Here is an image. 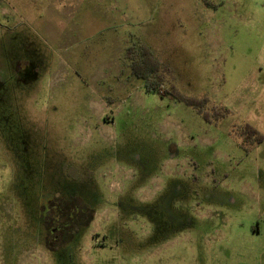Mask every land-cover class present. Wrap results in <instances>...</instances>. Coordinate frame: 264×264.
Wrapping results in <instances>:
<instances>
[{"label":"rangeland","instance_id":"374dc122","mask_svg":"<svg viewBox=\"0 0 264 264\" xmlns=\"http://www.w3.org/2000/svg\"><path fill=\"white\" fill-rule=\"evenodd\" d=\"M133 43L230 114L130 102ZM246 123L264 133V0H0V264H264V141L231 136ZM57 197L97 211L60 248Z\"/></svg>","mask_w":264,"mask_h":264},{"label":"trees","instance_id":"16d2710c","mask_svg":"<svg viewBox=\"0 0 264 264\" xmlns=\"http://www.w3.org/2000/svg\"><path fill=\"white\" fill-rule=\"evenodd\" d=\"M121 62L123 65L121 73L125 74L128 69L130 76L143 82L144 90L147 94H160L165 97H171L176 102L193 108L210 124L219 123L231 112L227 107L213 104L207 98H195L182 94L173 83L176 75L174 69L168 63L163 62L152 48L145 43H133L129 45L121 57ZM107 99L110 105L117 102L112 97H107ZM104 119L107 122L109 117L106 116ZM231 136L241 141L240 145L246 152H249L250 149L264 141V133L248 123L235 127L231 132ZM53 200H56L58 207L63 211V214L65 213L64 217L67 219V222H62V225H60V228L64 230L60 234H58V231L53 233L52 230L56 226L46 221L45 212L42 213V222L48 237L56 234L54 235V239L57 240L59 243L58 247L60 248L62 245L72 242L78 230L83 228L88 229L93 222V214L77 222V207L80 206L83 210H86L88 208L86 204L79 202L77 197L68 199L57 197ZM53 200L51 203H53ZM78 203L79 205L77 206ZM69 212L75 218L68 222L70 217L67 213ZM46 242L49 243L50 241L47 240Z\"/></svg>","mask_w":264,"mask_h":264},{"label":"flooded vegetation","instance_id":"af4514ba","mask_svg":"<svg viewBox=\"0 0 264 264\" xmlns=\"http://www.w3.org/2000/svg\"><path fill=\"white\" fill-rule=\"evenodd\" d=\"M27 61H20V62H18L17 63V71L19 72V73H21L22 71H23V69L27 66ZM36 71V70H35ZM35 74V73H34ZM35 76V75H34ZM164 183V182H163ZM52 201V200H51ZM51 201H49V203L46 205V206H44L43 208H42V210H43V212H45L46 214V221H49V222H51L54 226H56V228H54L53 230H52V232L53 233H55V231H58V234H60V233H62V231L64 230V229H61L60 228V225H62V222H64V223H66L67 221V219L64 217L65 216V213L63 214V211L58 207V204L56 203V200H53V203H51ZM45 210V211H44ZM83 211H84V214H83ZM90 214H93V222L96 220V216H97V211H95V210H92V209H90V208H87L86 210H83L80 206L79 207H77V222H79L80 220H82L83 218H88V216L90 215ZM67 215L70 217V219L68 220V222L71 220V219H74L75 218V216L73 215V214H71L70 212L69 213H67ZM167 215L165 214V213H160V218H165ZM51 218V219H50ZM181 219V218H180ZM185 220V219H184ZM189 220H190V218H189ZM92 222V223H93ZM187 222V221H186ZM91 223V224H92ZM59 226V227H58ZM58 227V228H57ZM79 231V230H78ZM77 231V232H78ZM99 234H101V233H97V234H95L94 235V240L96 241V243L99 245L100 243H98V242H100L101 241V238H99L98 239V237L97 236H101V237H103V239L104 240H106V238H107V236H105V235H103V234H101V235H99ZM103 235V236H102ZM105 244V243H104ZM104 244L103 245H101L100 244V246H103L104 247Z\"/></svg>","mask_w":264,"mask_h":264},{"label":"crops","instance_id":"0c3cea01","mask_svg":"<svg viewBox=\"0 0 264 264\" xmlns=\"http://www.w3.org/2000/svg\"><path fill=\"white\" fill-rule=\"evenodd\" d=\"M118 74V73H117ZM130 74V73H129ZM132 80L140 82L141 85L137 88V91H131V93H129L128 95V99H130V102L133 101L137 104V101H139V103H143V105L145 103H147L148 98L150 99L151 97H149L148 95H146L147 93L144 90V84L142 81L137 80L136 78L132 77ZM156 96H158L159 98H161L162 100H164L166 97L165 96H161L160 94H154ZM92 250V248H89V252Z\"/></svg>","mask_w":264,"mask_h":264},{"label":"built area","instance_id":"2783aa9c","mask_svg":"<svg viewBox=\"0 0 264 264\" xmlns=\"http://www.w3.org/2000/svg\"><path fill=\"white\" fill-rule=\"evenodd\" d=\"M77 128H79V134H80V141H82V140H84V136L82 135V133L85 131V130H90V124L87 122V121H82L79 125H78V127ZM76 140H77V136H76ZM90 140V139H89ZM115 172H113V171H110L109 172V174H108V176H107V178H109L110 179V184H109V187H110V190L111 191H113L112 189H111V186H112V183L114 182V176H115V174H118V172L116 171V170H114ZM112 188H113V186H112Z\"/></svg>","mask_w":264,"mask_h":264}]
</instances>
